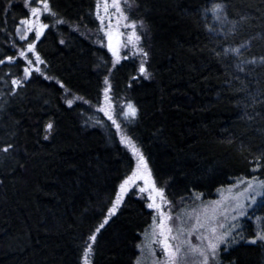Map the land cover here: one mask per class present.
Instances as JSON below:
<instances>
[{"label":"trees","instance_id":"1","mask_svg":"<svg viewBox=\"0 0 264 264\" xmlns=\"http://www.w3.org/2000/svg\"><path fill=\"white\" fill-rule=\"evenodd\" d=\"M24 1L0 0V264L81 263L133 167L93 109L108 75L112 96L136 109L124 128L174 213L239 180L264 183V0H128L145 28L148 80L135 79L134 59L111 70L109 53L71 30L96 29V0H47L59 24L34 49L46 75L86 102L71 107L38 76L14 89ZM242 211L223 220L228 235L208 264H264V240L251 242L264 232V195ZM152 222L128 194L96 234L90 264H135Z\"/></svg>","mask_w":264,"mask_h":264},{"label":"rangeland","instance_id":"2","mask_svg":"<svg viewBox=\"0 0 264 264\" xmlns=\"http://www.w3.org/2000/svg\"><path fill=\"white\" fill-rule=\"evenodd\" d=\"M44 2L45 0H31V3H28V0L24 1V6L28 12V16L25 19L27 23H21L18 29L19 39H21V36L25 37V39H21L23 44L21 48L17 49L16 58L24 62L25 68L30 69V74L25 78L24 73L20 82L32 76H38L44 80L52 81L60 87L62 99L67 107L81 103L86 104L81 97L70 93L60 83L49 78L43 69L41 59L36 61L38 55L34 48L40 39L39 37L42 36L47 28L55 27L59 24V21L54 17L51 10H44ZM114 5H118V7ZM32 8L37 9L35 16L32 15ZM130 9L131 4L128 0H96L93 14L97 25L96 29L92 31L80 30L79 26H73L71 30L79 36L90 40L95 46L105 49L111 57V70L115 65H118L120 62L122 63L124 60L134 59L138 67L135 79L148 80L150 75L146 64L147 54L146 56L144 55L147 51L143 47L145 28L142 23L130 18ZM42 25H46V27H42ZM37 33H39L38 37ZM136 37H139V39ZM30 44L32 45V51H28ZM22 52L24 53L23 56H21ZM142 64L146 70L147 78L140 72ZM109 79V75L104 79L99 104L93 107V109L100 113L112 126L120 145L130 155L133 167L129 175L118 185L115 197L104 220L101 221V225L103 224L104 226L106 224L105 221H109L115 215L125 197L132 193L138 199L146 202L147 207L149 204H153L152 208L148 207L153 214V222L143 234L142 243L139 248V257L135 261V264H168V257L164 249L165 243L173 246L183 244L178 264H201L202 257L198 253L191 252L189 245L207 251L209 242L214 241V236L210 229L214 227L216 228V234H220L223 220H226L229 215H235L237 212L244 210L248 205L253 204L261 196L257 195V193H263L264 187H260V185L264 183L257 179L239 180L221 190L216 195L217 198L210 201V203L206 205L199 204L198 206L191 205L187 209L174 213L169 201L165 197L164 190L160 186L158 187L153 180L142 151L124 128L125 123L132 118L125 116V113L128 111L127 105L129 102L123 99L117 100L112 96ZM18 85H13L14 89ZM69 101L72 102L71 106H69ZM141 156H143L144 163L147 165L146 168L140 164ZM125 181H128L126 185ZM249 183L253 185V188L246 191ZM122 185H124L123 192L121 191ZM141 188L145 190L141 192ZM159 192L163 193V197L159 195ZM118 196L121 197L119 205L115 213L110 214L109 210L116 203ZM253 197H255L254 200ZM238 204L243 205V208L233 211ZM197 216H199V222L203 223L204 227L198 226ZM100 226L99 230L102 228ZM169 228L172 229L171 232L168 231ZM181 229L183 230L182 232L180 231ZM98 232L96 230L93 232V235L96 236ZM172 236H177L178 238L173 240L171 239ZM166 237L168 238L167 240L165 239ZM203 237H208L209 239H203ZM90 238L88 239L84 253H82L83 256L80 264H90V253L93 244V240ZM171 250L169 249V251ZM207 255L212 256L210 252H207Z\"/></svg>","mask_w":264,"mask_h":264},{"label":"snow or ice","instance_id":"3","mask_svg":"<svg viewBox=\"0 0 264 264\" xmlns=\"http://www.w3.org/2000/svg\"><path fill=\"white\" fill-rule=\"evenodd\" d=\"M28 3H31V0H28ZM27 6V4H26ZM115 7H118V5H114ZM43 7H44V10L45 11H50L49 7H48V4H47V0H45L44 4H43ZM216 11L219 10V5H217V8L215 9ZM31 12H32V15H36L37 13V9L35 8H32L31 9ZM21 23H27V20H22ZM42 27H46V25H42ZM39 36V33H37V37ZM137 39H139V37H136ZM21 39H25V37L21 36ZM28 51H32V45L30 44L29 47H28ZM24 53L22 52L21 53V56H23ZM146 56V53L144 54ZM40 58L39 56L36 57V61H39ZM9 62H11V58H9ZM0 63H4L3 60H0ZM31 63V62H30ZM140 72L141 74H144L145 75V78H147V73H146V70L143 66V64L140 66ZM24 73H25V78L28 77V75L30 74V69L29 68H25L24 69ZM107 82V81H106ZM13 85H18L20 83V81L18 80H13L12 81ZM69 103V106H71V101L68 102ZM127 109L128 111L125 113V116L126 117H135L136 115V109L134 108V106L132 104H128L127 105ZM115 123V121H114ZM52 129V124H48L46 126V129L45 131L47 132H50ZM45 139H47V136H45ZM10 147V146H9ZM4 152H7L8 151V148H4L2 149ZM140 164L143 165L145 168L147 167V165L144 163V159H143V156L140 157ZM128 183V181H125V185ZM260 187H264V184H261ZM253 188V185L251 183H249L248 185V188L246 189V191H249ZM145 189L141 188L140 191L143 192ZM121 191L123 192L124 191V185L121 186ZM159 195L161 197H163V193L162 192H159ZM257 195H264V193H257ZM121 197L118 196L117 197V201L116 203L113 205L112 209H110V214H114L115 213V210L116 208L118 207L119 205V201H120ZM255 199V197H253V200ZM149 208H152L153 207V204H149L148 205ZM243 208V205H240L238 204L236 208L233 209V211H237L238 209H242ZM240 215H244V212L243 211H240L239 212ZM105 223H107V221H105ZM197 223H198V226L199 227H204V224L203 223H200L199 222V216H197ZM100 227H103V224L100 226ZM194 230H195V226H194ZM99 231V229H97V232ZM169 232L172 231L171 228L168 229ZM181 232L183 231L182 229L180 230ZM210 231L213 233V236H214V241H210L209 244H208V248H207V251L205 250H201L199 248H195V247H191L189 245V248H190V251L193 252V253H198L200 255V257H202V261H201V264H208V255H207V252H210L212 254V258L214 259L215 258V254H216V251H217V248H218V245L220 243H223L225 242V237L228 235V233H224V234H216V228H211ZM178 237L177 236H172L171 239L175 240L177 239ZM199 238V237H198ZM91 240H95V235H93L91 238ZM166 240L168 239L167 237L165 238ZM203 239H209L208 237H203ZM259 239V240H264V232H262L261 234H259L257 236L256 239H253L251 242L252 243H256V240ZM183 244H180V245H170V244H167L165 243L164 245V249H165V253L168 257V264H178V261H179V254L181 252V248H182ZM169 249H172L171 251H169ZM89 251H90V246H89Z\"/></svg>","mask_w":264,"mask_h":264}]
</instances>
